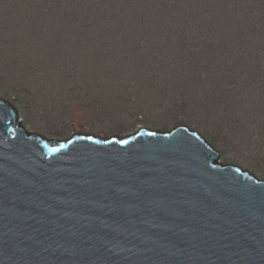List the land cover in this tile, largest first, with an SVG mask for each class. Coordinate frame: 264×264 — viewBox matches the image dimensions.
<instances>
[{"label": "water", "instance_id": "95a60500", "mask_svg": "<svg viewBox=\"0 0 264 264\" xmlns=\"http://www.w3.org/2000/svg\"><path fill=\"white\" fill-rule=\"evenodd\" d=\"M0 264H264V180L187 126L59 142L0 98Z\"/></svg>", "mask_w": 264, "mask_h": 264}, {"label": "rangeland", "instance_id": "374dc122", "mask_svg": "<svg viewBox=\"0 0 264 264\" xmlns=\"http://www.w3.org/2000/svg\"><path fill=\"white\" fill-rule=\"evenodd\" d=\"M25 47L0 43V98L18 110L29 132L60 142L187 126L208 140L222 163L264 180V102L220 79L203 83L178 69L171 56L85 61L77 52L79 65L74 46L58 58L45 56L39 45Z\"/></svg>", "mask_w": 264, "mask_h": 264}, {"label": "trees", "instance_id": "16d2710c", "mask_svg": "<svg viewBox=\"0 0 264 264\" xmlns=\"http://www.w3.org/2000/svg\"><path fill=\"white\" fill-rule=\"evenodd\" d=\"M11 42L51 58L74 46L79 65L77 52L85 61L171 56L203 83L220 79L264 102V0H0V43Z\"/></svg>", "mask_w": 264, "mask_h": 264}]
</instances>
